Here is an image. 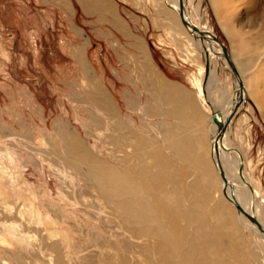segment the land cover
<instances>
[{
	"label": "rangeland",
	"instance_id": "374dc122",
	"mask_svg": "<svg viewBox=\"0 0 264 264\" xmlns=\"http://www.w3.org/2000/svg\"><path fill=\"white\" fill-rule=\"evenodd\" d=\"M79 1L0 0V264H146L138 256L140 239L111 214L68 144L84 154L88 148L99 165L131 167L132 155L114 159L122 152L113 150L108 94L146 137L144 144L124 137L120 148L148 156L160 122H182L160 112L159 89L144 68L151 64L191 92L206 116L213 112L203 94L208 60L171 23L161 0H113L128 29ZM217 2L192 0L190 12L230 54L255 60L231 135L244 149L242 168L261 182L264 196V0ZM226 60L219 86L233 92L236 77ZM244 231L246 241L257 240Z\"/></svg>",
	"mask_w": 264,
	"mask_h": 264
},
{
	"label": "bare ground",
	"instance_id": "6f19581e",
	"mask_svg": "<svg viewBox=\"0 0 264 264\" xmlns=\"http://www.w3.org/2000/svg\"><path fill=\"white\" fill-rule=\"evenodd\" d=\"M191 1L182 0L183 17L179 0H161V6L173 17L171 23L194 42L196 49L208 60L210 77L203 87V94L209 96L218 119L227 121L222 135L217 136L218 124L211 115H205L194 95L173 85L170 80L169 83L151 64L144 68L154 77L159 89L160 112L182 122L161 121L160 135L150 147L149 155L144 156L143 150L140 153L141 148L134 147L131 153L129 145L125 150L119 146L124 137H132L142 144L146 143V137L127 122L119 104L107 94L109 113L114 119L110 132L113 150L122 152L121 155L115 154L114 159L126 161L132 155L134 163L129 168H122L116 162L99 165L88 148L84 154L71 144H68V152L72 155L75 152L81 157L78 156V160L87 164L89 179L94 181L111 214L123 223L127 235L140 239L138 256L144 263L264 264L261 182L242 168L244 149L240 140L231 135L234 116L241 109L247 80H253L255 69L252 67L256 63L255 60H245L248 58L246 53L242 55L245 58H239L233 50L230 57L238 70L236 76L228 60L222 56L220 44L212 36L215 33L190 12ZM212 1L218 7L217 0ZM79 2L89 13L104 11L117 17L115 25L128 29L113 0ZM244 45L240 41L239 47L243 50ZM80 54L84 57L83 48ZM222 60H226L236 77L233 92L219 86ZM249 86L255 91L253 84ZM238 95L240 103L233 111ZM256 95L255 91L259 103ZM153 110L148 108V111ZM70 140L78 141L77 135L72 134ZM244 228H249L257 240L246 241ZM121 263L127 264L125 261Z\"/></svg>",
	"mask_w": 264,
	"mask_h": 264
},
{
	"label": "water",
	"instance_id": "95a60500",
	"mask_svg": "<svg viewBox=\"0 0 264 264\" xmlns=\"http://www.w3.org/2000/svg\"><path fill=\"white\" fill-rule=\"evenodd\" d=\"M179 2H180V14L183 17V15H182V12H183V10H182V8H183L182 0H179ZM184 22H185V24H187V21L185 19H184ZM191 26H192V28L194 30L199 31L203 35V32L200 31L196 26H194L192 24H191ZM212 36H213L214 40L217 41L220 44V46L222 48V54L228 60L230 66L232 68L233 73L236 76H238V70L236 69V67L234 66L233 61L231 60L230 53H229V50H228L227 46L220 40V38L218 37L217 34H213ZM207 67H208V65H207ZM239 103H240V97L238 95L237 98H236V101L234 102L233 111L237 108ZM211 117H212L213 121L215 123H217L218 126H219V132H218V135H217L219 137V136L222 135L223 130L225 129L227 121L226 122H222L220 119H218V117H217L215 112L212 113ZM230 117H231V114L229 115L228 120L230 119ZM216 155H217V158H218L217 148H216ZM221 173H222V175L224 177V173L223 172H221ZM224 181H225V179H224ZM238 207H239V205H238Z\"/></svg>",
	"mask_w": 264,
	"mask_h": 264
}]
</instances>
